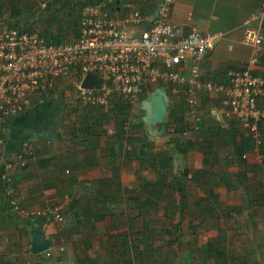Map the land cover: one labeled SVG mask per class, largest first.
Returning a JSON list of instances; mask_svg holds the SVG:
<instances>
[{
	"label": "crops",
	"instance_id": "1",
	"mask_svg": "<svg viewBox=\"0 0 264 264\" xmlns=\"http://www.w3.org/2000/svg\"><path fill=\"white\" fill-rule=\"evenodd\" d=\"M71 1L0 0V28L1 25H5L20 31L34 30L45 41L52 42L54 40L52 38H56L60 43L67 38L68 34H72V30H68L72 27L67 26V14L75 13L78 16L80 10L76 5L80 0H73L74 3ZM155 2L156 0H117L114 5L108 7V12L114 18H121L135 9L147 16ZM259 2L260 0L174 1L170 21L183 30L195 28L202 33L223 31L221 44L207 51L200 63L203 79L207 77L223 82L226 71L231 67L234 70L245 68L246 65L244 66V60L241 57H237L236 54L230 53L229 49L224 48L231 43L239 49L237 45L241 37L240 24L250 13L257 10ZM215 28L227 29L216 30ZM145 29V25L125 28L131 35H139ZM247 57H249V49ZM261 68L253 70L259 73ZM150 92L146 91V97ZM211 100L214 105L204 111L205 115L202 114V109L200 110L201 115L199 117L198 114L199 123L197 124L199 129L193 130L195 137L188 139L195 142L193 149L179 155L174 153V159L178 157L176 164L183 165L187 170L212 176L211 189L209 192L205 189L206 187L201 189L203 194L199 196L202 198L200 202L203 201L202 208L208 210L214 208L219 213L212 221L214 223L218 219V226L216 225L213 231L207 229L208 223L212 224L208 219L202 220L204 224H201L200 220L183 221L182 224L188 227L186 240H184L187 242L184 243L179 238L184 233L179 229L180 222L173 221L171 227L175 225L177 229L169 231L163 226L168 225L164 220L155 222L153 219L148 220L146 215H140L139 209L143 212L146 210L143 204L146 200L145 196L142 202L133 200L132 207L137 210L136 216L123 218L122 223L121 220L117 221L124 227L123 230L115 226L117 223L114 219H110L109 215L107 220L106 214L99 221L88 220L82 211L88 210L90 214H93V210H96L94 196H97L95 203L101 202L108 193H119L120 197L125 194L132 196L130 191L126 190V179H133L137 169L141 171L149 170V168L144 164L140 167L136 155L124 153L126 145L118 142L115 129L111 136L107 134V130L104 133L105 127L98 121L100 118L98 111L85 108L82 116L69 122L68 116H72L69 109L71 101H74L72 94L66 96V92L57 91L29 95L22 114L4 120L0 124V172L5 163L12 164L10 188L20 207H43L52 200L62 208L63 220L60 223L47 225L44 230H41L39 220L25 219L10 213L0 192V264H52V262L125 264L121 260L123 257L134 264L133 259L138 258L136 256L138 253L132 254L129 250L126 255L123 254L125 251L121 252L120 243L132 244L137 252L145 253L152 249L149 239L153 237L151 234L153 232H155L153 235L159 233L158 237L163 240L165 238L164 246L169 247L168 253L164 254L168 250H161L158 254L161 259L158 264H163V261L166 262L167 259L170 261L169 264H177L180 257L182 258L180 264H191L193 258L194 263L199 259L197 249L206 242L216 240L218 233H222V247L226 256L228 249L224 244L228 242L227 237L237 235L240 238L239 242H253L258 228H260L259 231H263L257 236L264 237V142L257 147L252 144L251 150L241 152L240 158L237 159L232 153L231 145L229 146L225 140L216 141L210 138V131L207 128H212L218 123L217 126L222 130L231 129L246 140L249 139L234 123L228 122L221 127L220 107H217L219 104L216 100ZM94 121H97L95 125ZM84 125L86 126L80 127ZM170 132L171 130L169 134ZM94 133L97 134L95 138ZM161 134H164V128ZM170 138L171 136H168L169 140L163 144V150L168 149L169 143L173 142ZM148 139L151 140L150 137ZM24 142L31 148L32 153L23 158L25 165L20 167L15 163V156L20 144ZM205 142L212 148L209 152L207 150V154H202L200 151L206 147ZM145 144L146 150H153L151 144ZM154 147L155 152L158 144ZM169 147L172 148L171 145ZM174 147L176 146H173V150ZM140 150L141 148L139 153ZM160 151L162 150L158 152ZM138 156L140 157L139 154ZM211 165L216 166L215 172L208 170ZM182 169L184 168L180 170ZM142 175L145 176V173ZM97 182L101 183L96 186ZM119 184L120 191L113 192V189L111 191L110 187L117 188ZM197 184L200 185V183ZM201 185L205 186V182ZM143 193H146V190ZM213 196L216 197L215 200ZM258 196L262 197V201L257 199ZM129 200L131 198L128 197V204L131 202ZM176 204L177 200L174 205ZM97 206L100 209V205ZM103 210L105 211L104 208ZM119 215L121 216L122 213ZM128 220L129 225L131 224L130 232H128ZM154 226L160 229L153 230ZM195 226H198L196 229L198 233L194 236V229L191 228ZM35 230L40 231L42 237L49 241V246L53 247L52 260L47 261L41 254L31 253L30 234ZM207 232L208 234L205 235ZM116 236L123 237L116 239ZM194 242H196L195 249ZM182 243L187 246L179 248V244ZM229 256H231L230 253ZM238 258L240 257L233 256L232 264H235Z\"/></svg>",
	"mask_w": 264,
	"mask_h": 264
},
{
	"label": "built area",
	"instance_id": "2",
	"mask_svg": "<svg viewBox=\"0 0 264 264\" xmlns=\"http://www.w3.org/2000/svg\"><path fill=\"white\" fill-rule=\"evenodd\" d=\"M174 1L156 0L149 15L133 10L121 18L108 12L116 0L84 5L78 13L76 36L58 44H47L34 30L1 27L0 124L22 114L29 95L69 88L75 104L105 116L113 102L123 103L128 117L121 128L128 133L132 116L142 102L143 89L161 87L167 107L181 101L194 131L198 129L201 93L218 102L221 127L234 123L257 147L264 142V0L240 24L241 41L249 49L245 68L226 71L220 83L203 80L200 63L205 53L220 43L223 34L202 33L195 28L183 30L172 23ZM140 25L146 29L139 35L125 30L126 26ZM254 68H261L258 75ZM88 75L96 81L92 88L81 86ZM107 133L111 134L110 130ZM31 151L27 143H21L16 165L23 167V158ZM11 168L7 162L0 172V192L9 212L39 220L41 230L60 223L62 208L52 200L43 207L19 206L10 188ZM53 254L51 247L43 256L52 260Z\"/></svg>",
	"mask_w": 264,
	"mask_h": 264
},
{
	"label": "rangeland",
	"instance_id": "3",
	"mask_svg": "<svg viewBox=\"0 0 264 264\" xmlns=\"http://www.w3.org/2000/svg\"><path fill=\"white\" fill-rule=\"evenodd\" d=\"M252 26H253V24H252ZM1 27H6V26L5 25L4 26L1 25ZM215 29L216 30H219V29L225 30L227 28H215ZM216 30H213V31H216ZM240 30H241V37H240V39L238 41L239 45H237V47L240 50L237 49L236 46L232 45L231 43L229 45L225 46L224 49L225 50L229 49L230 53H232V54L234 53V54H236L237 57H241L242 60H244L243 64L245 66L246 62H247V59H248V57H247L248 48L241 41V39L243 37L242 36V28L241 27H240ZM70 38H72V37H71L70 34H68L67 38H65L64 41H67ZM230 69H233V68L231 67ZM256 75H258V73H256ZM204 79H205V81H209L210 80L211 82H214V83H220L221 82V81H214L212 79H208L207 77L204 78ZM60 90H63L62 91L63 93L66 92V96H68V95L71 96V92H70L69 88L60 89ZM146 91L150 92L152 90L150 88L143 89V93H142L141 98H140L141 101H143L144 97L146 96ZM198 98H199L200 102H199V108H198L197 115L199 114V117H200V115H201L200 110L202 109V111H203L202 114L205 115L204 111L207 110L208 107H211V105H214V102L210 98H208L207 96H205L204 94H201V93L198 94ZM174 105L175 106L180 105V108H181L180 111L182 112V121H183V123L186 124L185 127L186 126H190L191 120L188 119V117H187V115H186V113L184 111V108H182V105L179 103V101H176L174 103ZM112 106L113 107L110 108L108 116L102 115L100 113V116L102 117V119L99 122H101V125H103L105 127L104 128V133L106 132V130H110L111 133H114L113 132L114 131L113 127L116 126L115 122L118 119L117 118L118 113H117L116 108H115L116 105L114 104ZM218 106L219 105H217V107ZM70 110H71L72 116L69 115L68 118H69V122H72L73 120H76L79 116H82V114H84L85 108H82L81 106L76 105L74 103V101H71V107H70L69 111ZM166 113H167V111H166ZM139 115H140V105H138V108L136 109L135 114L132 116V120L133 121H132V124L129 127L128 133H126V136L127 137H132V138L133 137L134 138H136V137L138 138L141 134L144 133L146 135V139H147L145 141V143L151 144V148L153 150L155 148L154 145L156 146V144H158V147L155 150V152H158L159 150H163L164 149L163 144L169 140L168 136H169L170 127L172 126V120L171 119H167L166 117H164V122L161 125H157L158 129L164 128L165 125L168 126L167 130L165 131V134H163V135L161 134L162 136H160L158 134L155 135V136H148L146 134L145 130H144V125H143V129L140 128V126H139V128L135 127V126L139 125V122H138ZM201 117H203V116H201ZM156 131H157V129H156ZM187 133L184 136H182V135L181 136H174L173 140H172V138H170V139L172 141L178 142L179 144H182L184 142V140H188L191 137H195L194 136L195 134L192 133V134L188 135ZM111 135H113V134H110L109 136H111ZM148 137H150L151 140H149ZM166 144H168V143H166ZM131 146H137V145L136 144L135 145L131 144ZM129 149H130V147H129ZM129 149H127V147H124V151L125 152L129 151ZM169 150H171V148H169ZM171 153L173 154L172 155L173 156L172 168L169 169V171H168V175L166 176V181H168V179H170V177L172 175L175 176V177H179L180 173H182L184 171V169H185V167L183 165H181L179 163L176 164L175 161L176 160L178 161V157H175V159H174L175 155H174V151L173 150L171 151ZM134 162L137 165V162L136 161H134ZM181 168H184V169H182V171H181L180 170ZM214 169H216V166L211 165V167L208 170H211V171L215 172ZM139 170L140 169L135 170V174L133 175V179L132 178L126 179V182H125L126 183L125 184L126 185V190L130 191L132 196H126L128 194H125L124 196L121 195V197H120L119 193H108L107 194L108 198L111 199L112 201H109L107 206L103 207L105 209L106 213L115 214L116 217L114 218V221L117 223V221L121 220V223H122L123 222V218L134 216L137 213V210L134 209V207H132L134 205V201H138L139 200V201L142 202V200L146 197V199L149 200V205L145 204V206H144V208L146 209V213H147L146 218L148 220L153 219L155 222L164 220L165 222H167L168 225H163V226H164L165 230H169V231L173 229L171 227V224H172L173 221L180 222L181 225H180L179 229H180V231H184V233L181 234V236H179V238L183 242L184 240H186L188 227L186 225L182 224V222L183 221H188V222L199 221L202 218V215L199 214L200 213L199 211H200V209L203 206L202 205L203 201L200 202V200L202 198L199 195L203 194L201 189H204L205 186H203L201 184L199 185V184L192 183V181H190L189 178H187L184 183H185V188H186V191H187L188 194L185 197V199L182 201V204H181V207H183L182 214L179 215V214H177L175 212L172 215L164 216V212H165L164 211V207L167 206L168 204H173L174 205L176 200H177L176 199L177 197H176L175 193H173V191L171 189H166V190L163 189V191L161 190L162 191L161 195H157L156 193H154V195H150L149 193H147V194L143 193V190L139 189V188H141L140 187V180L144 181V178H146L145 181H147V182L153 181L154 180V174L150 170H141V171H139ZM213 172H212V174H213ZM142 173H145V176H143ZM208 178L209 177H206L205 179H208ZM205 179L203 178V180H205ZM119 188H121L120 184H119V186L117 188H115V186H114V188L110 187L111 191L113 189V192L120 191ZM146 191L149 192V190L147 188H146ZM166 194H167L166 198H162L161 197V196L166 195ZM169 195L171 196L170 198L168 197ZM128 197L131 198V200H129V201H131L130 204L127 203V198ZM94 198H95V196H94ZM99 203H101V202H99ZM99 205L101 206L102 204H99ZM185 206H186V208H185ZM119 213H122V215L120 216ZM167 214H171V213H167ZM205 216H207V214H205ZM106 219L107 220L109 219L107 214H106ZM217 220H215L214 223H213L215 226L216 225L218 226V221ZM210 222H211V220H210ZM115 226L117 228L119 227L118 228L119 230H123L124 229V227L121 226L119 223H117V225H115ZM117 228H116V230H117ZM214 228L211 227V223H208L207 229L215 231ZM228 228H227V230L230 231ZM134 229H135V227H134ZM152 229L155 230V229H160V228H156L154 226ZM259 230H260V228H258L253 242H241V241L239 242L238 239H240V238L237 237V235L235 237H234V235L227 237L228 242L225 243L224 245L228 249V252L231 254V256L240 257V258H238V260L236 261L235 264H264V240L262 239L264 237L257 236L258 234H261V232L263 230H261V231H259ZM234 232H235V230H234ZM154 233L155 232L151 233L153 237H150V239H149L152 249H150L149 251L147 250L144 253V255L147 256L149 259L148 260L145 259V261L142 264H151L149 262L150 260H152L153 263H154L156 259H157V262H160L161 259L158 256V254L161 253V250H168L167 252L165 251L164 254L169 252V247L167 245L164 246V241H166V239L164 238V240H163V239H161V237H158L159 233L157 235H153ZM193 233H194V236H195V235H197L198 231L196 229H194ZM188 234L190 235V233H188ZM207 234H208V232L205 233V235H207ZM116 239H118L117 236H116ZM186 242L187 241H184V243H186ZM184 243L179 244V248H182V246L183 247L187 246ZM143 244H144V242L142 243V245ZM153 248H155V250ZM193 248L194 249L196 248V242L193 243ZM228 252H227V254H228L227 256H229ZM161 255H163V254H161ZM145 256H143V258H145ZM138 259L137 260L133 259L134 264H140ZM181 261H182V258L180 257L178 259V263L177 264H180ZM191 264H196V263H194V258L192 259Z\"/></svg>",
	"mask_w": 264,
	"mask_h": 264
},
{
	"label": "trees",
	"instance_id": "4",
	"mask_svg": "<svg viewBox=\"0 0 264 264\" xmlns=\"http://www.w3.org/2000/svg\"><path fill=\"white\" fill-rule=\"evenodd\" d=\"M71 1V0H69ZM98 0H80L79 2L77 1L76 5H78V8H81L84 5H90V4H94L96 3ZM72 3H74V1H71ZM74 6V5H72ZM76 14L75 13H68L67 14V26H70L72 28H69L68 30H72L71 31V37L76 36ZM11 25V24H10ZM12 28V27H10ZM42 37V36H41ZM54 40H52V42H48L46 40L47 44H58L59 43V39L57 40L56 38H52ZM52 93V92H51ZM179 103L182 105L181 101H179ZM116 105V111L118 113L117 116V121L115 122V135L116 138L118 140V142H120L123 145H126L125 147H130L129 151L124 152L126 155H136V160L138 161L140 167H143V164L146 165L150 171L153 172L154 174V180L151 182H147V181H143L140 180V187L143 191L146 190V188L149 190V192L146 191V194L149 193L150 195H154V193H156L157 195H161L163 189H171L173 191V193H175L176 195V199H177V204L173 205V204H168L167 206L164 207V216H169L172 215L173 213H177L179 215L182 214V210L183 207H181L182 201L185 199L186 195V188H185V180L187 178H189L190 181H192V183H204L205 182V189H207L209 192V190L211 189V182H212V176L210 177V175H206V173L203 172H193L190 170L185 169L182 173H180L179 177H175V176H171L170 179H168V181H166V176L168 175V171L169 169L172 168V162H173V154L171 153V151L173 150V146H176V148L174 147V153L182 154L184 152H186L189 149H193V141L190 140H184V142L182 144H179L176 141H173L172 143H169V145L172 146L171 150H169V145H168V149L162 150L160 152H154L153 150H146L147 145L145 144L144 140L146 139V135L143 133L141 134L138 138H132V137H127L126 133L122 130V122L123 120H125L128 115L126 112L127 107L121 103V102H113V105ZM174 106V107H173ZM170 109H168V112L166 114V118L167 119H171L172 120V126L170 127V134L169 136H171L172 140L174 136H181L183 132L187 131L189 134L193 133V128H191L190 126H186L185 127V123H183L182 121V112L180 111V105H173ZM183 108V105H182ZM96 110V109H94ZM97 111V110H96ZM179 111V112H178ZM100 114V112H99ZM102 117L100 116V118H98V121H100ZM116 118V117H115ZM139 121V125L135 126L138 127L140 126V128L143 129V124L140 121V118L138 119ZM94 121V125H95ZM213 122V121H212ZM83 123V122H82ZM81 123V124H82ZM217 125H219L217 123ZM215 125L212 128H207L210 131V138L215 139L216 141H220V140H225L226 143L231 147H232V153L237 157V159L240 158V154L241 152H245L247 150H251L252 147V141L250 139L244 138L242 135H238L234 130L231 129H227L226 131L222 130L219 126ZM84 126H80L81 128L85 127ZM197 126V125H196ZM198 127V126H197ZM168 126L165 125L164 126V134L165 131L167 130ZM199 129V127H198ZM197 129V130H198ZM201 133V132H200ZM97 137V134L94 133V138ZM138 144L139 146H131V144ZM207 145L206 147H203V150L200 151L202 154H207V150L209 152V150H211L212 146L210 144H208L207 142H205ZM136 144V145H137ZM138 147V148H137ZM140 153L138 152L139 149ZM201 149V147H200ZM138 154L140 155V157L138 156ZM223 176V175H221ZM206 177H209L208 179H205ZM224 177V176H223ZM203 178L205 180H203ZM216 178V177H214ZM139 179V178H138ZM224 180L226 178H223ZM220 181V180H219ZM221 182V181H220ZM101 182H97L95 185L98 186L97 184H100ZM224 183V182H223ZM162 190V191H161ZM165 194V193H164ZM149 195V196H150ZM171 195V194H170ZM168 196L169 198L171 196ZM99 196V195H98ZM166 195L161 196L162 198H166ZM100 198H102L101 196H99ZM97 196L94 198V208H96V210H93V214H90V212L88 210L86 211H82V214L85 215V217L88 220H93V221H99L101 220L105 214L109 215L110 219H114L116 216L115 214H108L103 210V207L107 206V204L109 203V201H112L111 199L108 198V196H104V199L101 200V203H95L97 200ZM213 199L215 200L216 197L213 196ZM257 199L259 201H262V197L258 196ZM112 203V202H111ZM98 204H102L100 206V209L98 208ZM143 204H148L149 205V200L146 199L143 201ZM215 207V206H214ZM186 208V206H185ZM140 210V215L143 216L147 215L146 210L145 212H143L141 209ZM216 209H211L208 210L206 208H201L200 209V215H202V218L200 220L201 224H204L202 222V220H205L208 218V220H211V222L216 219V216L219 215L218 212H216ZM167 213H171V214H167ZM205 214H207V216H205ZM222 214V213H220ZM129 220H128V232H130L131 230V224L129 225ZM148 226V225H147ZM201 226V225H200ZM211 227H216L213 222L211 224ZM198 226H195L194 228L191 229H197ZM130 229V230H129ZM173 229H177L176 226H173ZM219 231V230H218ZM217 231V232H218ZM129 235V234H128ZM123 236H118V239H121ZM222 241H223V236L222 233H218L216 236V240H213L211 242H206L204 245L200 246L197 250H198V256L199 259L196 261V264H232L234 259L233 256H226L222 247ZM119 244V242H118ZM121 252L125 251L123 254L126 255V253L130 250L132 254H137V257H134L135 260L138 259V261L140 262V264H142L145 259H149L147 256L144 255V253L142 252H137L135 250V248L132 246V244H128L127 242H121L119 245ZM149 251V250H148ZM143 255L145 256V258H143ZM227 257V258H226ZM227 261H226V259ZM174 259V258H173ZM121 260L123 262H125V264H131V261H129L128 258H121ZM192 261V260H191ZM151 264H158L157 259L155 260V262L153 263L152 260L149 261ZM163 264H169L170 261H168V259L163 261ZM189 262V261H188ZM190 263V262H189Z\"/></svg>",
	"mask_w": 264,
	"mask_h": 264
},
{
	"label": "water",
	"instance_id": "5",
	"mask_svg": "<svg viewBox=\"0 0 264 264\" xmlns=\"http://www.w3.org/2000/svg\"><path fill=\"white\" fill-rule=\"evenodd\" d=\"M95 84V78L88 75L83 79L81 86L85 88H92ZM166 102V94L160 87L154 88L153 91H151L149 95L140 103L141 122L143 123L148 136H155L157 134L160 135L162 133V128L158 129L157 125H161L164 122L167 106ZM30 236L31 253L38 254L48 248L49 241L43 238L39 231H32Z\"/></svg>",
	"mask_w": 264,
	"mask_h": 264
},
{
	"label": "clouds",
	"instance_id": "6",
	"mask_svg": "<svg viewBox=\"0 0 264 264\" xmlns=\"http://www.w3.org/2000/svg\"><path fill=\"white\" fill-rule=\"evenodd\" d=\"M98 1H100V0H98ZM98 1H97V2H98ZM116 1H117V0H116ZM97 2H96V3H97ZM94 4H95V3H94ZM82 7H83V6H82ZM82 7H81V8H82ZM81 8H80V10H81ZM80 10H79V11H80ZM133 10H135V9H133ZM133 10H130L128 13H130V12L133 11ZM138 12H139V11H138ZM139 13H140V12H139ZM140 14L143 15L142 13H140ZM77 18H78V16H77ZM76 22H77V20H76ZM76 24H77V23H76ZM221 33H222V32H221ZM222 34H223V33H222ZM223 36H224V34H223ZM214 48H215V47H214ZM229 70H234V69H229ZM202 79H203V78H202ZM203 80H205V79H203ZM152 91H153V90H152ZM145 97H146V96H145ZM145 97H144V99H145ZM144 99H143V100H144ZM76 105H77V104H76ZM112 107H113V106H112ZM82 108H86V107H82ZM87 109H91V108H87ZM168 109H170V107H167V106H166V111H167V112H168ZM93 110H94V109H93ZM166 114H167V113H166ZM165 117H166V116H165ZM139 118H140V121H141V117H140V115H139ZM141 123H142V122H141ZM142 124H143V123H142ZM185 132L187 133V131H185ZM107 134H108V133H107ZM111 134H112V133H111ZM108 135H110V134H108ZM182 136H183V135H182ZM62 213H63V212H62ZM62 220H63V219H62ZM39 232H40V231H39ZM48 248H51V246H48ZM48 248H47V249H48ZM47 249H46V250H47ZM44 251H45V250H44ZM44 251L41 252V253H38V254H41V255H42V258H43L44 260H47V259L44 258V256H43V255H44ZM47 261H49V260H47Z\"/></svg>",
	"mask_w": 264,
	"mask_h": 264
}]
</instances>
